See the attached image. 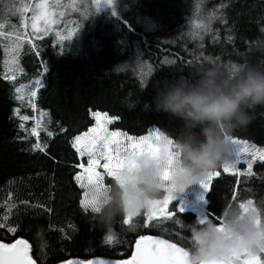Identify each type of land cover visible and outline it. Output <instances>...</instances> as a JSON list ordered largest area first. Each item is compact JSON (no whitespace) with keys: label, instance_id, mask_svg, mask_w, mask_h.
Wrapping results in <instances>:
<instances>
[{"label":"trees","instance_id":"obj_1","mask_svg":"<svg viewBox=\"0 0 264 264\" xmlns=\"http://www.w3.org/2000/svg\"><path fill=\"white\" fill-rule=\"evenodd\" d=\"M6 1L0 0L3 31L15 27L28 38L16 54L18 69L13 71L14 66L4 64L13 59L5 51L12 47V38L0 37V223L6 214L7 225L16 228H0V240H27L35 264L127 259L141 235L188 247L181 236H189V229L172 220L132 229L122 223V216L106 225L85 211L80 205L83 189L74 179L79 170L74 166L82 159L72 138L93 124L91 111H102L119 117L112 129L141 136L155 126L175 140L182 122L155 110L157 86L165 79L192 75L193 65H264V0H99L98 9L93 0H79L74 9L76 0H60L56 13L66 11L47 32H33L30 19L21 28L13 8L21 0L9 1L11 6ZM25 2L34 5L37 0ZM25 15L31 17V10ZM77 22L79 30L62 42L59 37ZM141 73H146L143 85ZM33 88L37 94L29 103ZM21 116L29 119L21 121ZM231 134L264 148V113L257 109L247 127ZM36 143L43 150L33 149ZM216 170L221 174L206 194L210 219L217 222L214 217L231 204L264 202V161L254 164L251 175L224 173L222 165ZM111 182L105 177L106 184ZM176 203L170 210L175 211ZM196 217L188 210L176 218L187 226ZM139 219L142 224L143 217ZM109 229L116 237L112 244L103 242Z\"/></svg>","mask_w":264,"mask_h":264},{"label":"clouds","instance_id":"obj_2","mask_svg":"<svg viewBox=\"0 0 264 264\" xmlns=\"http://www.w3.org/2000/svg\"><path fill=\"white\" fill-rule=\"evenodd\" d=\"M192 67V75L161 81L152 101L156 111L182 122L175 140L165 136L161 141L165 151L173 146L177 152L168 179L162 178L161 164L144 157L136 170L123 172L99 192L90 189L101 223L110 225L125 212L147 208L166 185L180 193L206 178L230 159L232 131L247 127L257 109L264 113V65L236 64L235 70L212 63ZM222 217V227L213 219L189 223L188 264L224 257L237 247L264 253V202L243 208L228 205Z\"/></svg>","mask_w":264,"mask_h":264},{"label":"snow or ice","instance_id":"obj_3","mask_svg":"<svg viewBox=\"0 0 264 264\" xmlns=\"http://www.w3.org/2000/svg\"><path fill=\"white\" fill-rule=\"evenodd\" d=\"M95 7L98 9L99 0H93ZM111 3V0H109ZM61 5L53 3L49 5L47 0H37L35 5L21 0L18 5H13L15 12L20 16L21 28H26L27 20H31V28L33 32L44 31L47 32L48 26L55 23L53 13ZM31 10L32 16L27 17L25 14ZM59 15H63L62 12ZM213 15H215L213 13ZM43 22L44 27L41 28L40 24ZM5 25L0 23V37L12 38V47L5 48V51H11L13 59L11 61L5 59L4 64L6 68L11 67L10 70L18 69V62L15 59L16 54L21 46V43L28 38V34L13 27L11 32L5 33L3 28ZM79 22L76 26L67 30V35H61L59 39L63 42L70 40L72 36L80 28ZM231 39V37H227ZM63 50L61 47L60 51ZM39 55V53H36ZM191 63V62H189ZM230 69L235 70L236 63H230L228 66ZM149 72L151 71V65H148ZM146 73L140 74V82L143 85L145 83ZM12 77L6 76V79ZM41 82L36 81L35 87H39ZM16 88V93H20L22 90ZM36 90H33L29 94V103H32V98L36 96ZM16 99L21 100L23 97L17 95ZM33 107L35 105L33 104ZM19 109H15L14 112L19 115ZM91 115L95 118L96 123L93 127H90L86 132L80 133L72 138V147L75 149L76 154L83 158L87 157L86 162H78L74 167L79 169L75 172L74 179L83 189L82 198L80 199V205L85 211H91L95 214L96 197L90 195V189L95 188L97 192L103 189L107 184L105 183V177L117 180L121 174L125 171L132 172L139 166V162L144 157H149L162 165L161 173L162 178L167 180L171 171V167L177 157V152L173 146H165L161 143L163 137L169 135L162 132L159 128H151L146 135L139 137L128 135L121 132L119 129L109 132L107 125L114 120L119 119L116 116H109L107 113L92 112ZM21 121L29 119L28 116L19 117ZM20 127H24L23 123ZM33 134L36 133V129H32ZM51 135V133H48ZM232 142L234 144L233 151L230 159L222 165V171L224 173L239 172L237 163L241 154H250L251 159L247 160V169L245 172L251 175L253 162L259 159L264 161V148H257L255 145H250L246 140L238 139L232 136ZM33 149H41L42 146L39 143L32 145ZM100 169V170H98ZM220 171L211 172L206 178L201 179L198 183L201 186V191L198 194V199L207 204L209 201L206 199V194L211 192V181L213 177L220 176ZM164 195L162 198H156L153 200L147 208L137 209L132 212H125L122 215V223L129 228L136 229L138 227H150L157 224L159 221L172 220L175 224L181 225L182 230L184 228L189 229V225L185 226L182 221L177 217V213H185V203L183 199H178V193L171 190L167 185L164 189ZM172 201H178L173 205L175 211L169 209V205ZM246 203H253L251 199L240 202L239 205L243 208ZM14 205H9L13 207ZM143 210V211H142ZM211 213H208L205 209L202 210L195 218L197 222L203 223L205 220L210 219ZM143 217L142 224L140 217ZM8 216L5 214L2 217L3 223H0V228H7L9 232H15L16 228L7 225ZM217 220L219 227L223 226V217H214ZM259 223V220H257ZM181 239L185 240L186 244L189 243L188 236H181ZM103 242L106 244H112L116 242V237L109 229L108 234L104 237ZM187 247H181L178 243H173L170 239H162L159 236H145L141 235L135 241V250L131 252V255L127 259H103L97 257L94 260L88 261H66L65 264H188L187 261ZM0 264H35V261L29 255L28 241L24 239H16L13 243H4L0 240ZM202 264H264V253L253 254L248 252L244 248H234L228 255L203 261Z\"/></svg>","mask_w":264,"mask_h":264},{"label":"rangeland","instance_id":"obj_4","mask_svg":"<svg viewBox=\"0 0 264 264\" xmlns=\"http://www.w3.org/2000/svg\"><path fill=\"white\" fill-rule=\"evenodd\" d=\"M9 1H12V0H7L6 2H8V5L9 6H11V4H10V2ZM79 0H76L75 1V4L73 5V7L71 8V9H74L75 7H76V3L78 2ZM102 2H104V3H107L108 2V0H101ZM50 2H51V4H53V3H58V4H60V0H47V3L50 5ZM37 3V2H36ZM35 5V4H34ZM66 10H63L62 12H65ZM60 15H59V13H56V10L54 11V13H53V18L55 19V23H53V24H50L49 26H55V25H57L58 24V22H59V17ZM40 27L41 28H43L44 27V24H43V22H41V24H40ZM92 112H100V113H106V112H102V111H91V113ZM108 114V113H107ZM109 115V114H108ZM110 116V115H109ZM91 117L93 118V120H94V122H93V124L90 126V127H93L94 125H95V123H96V120H95V118L91 115ZM115 121V120H114ZM114 121H112L111 123H109L108 125H107V127H108V130H109V132H111V131H115V130H117V129H112L110 126H111V124L114 122ZM89 127V128H90ZM88 128V129H89ZM151 128H156L155 126L154 127H151ZM150 128V129H151ZM87 129V130H88ZM86 130V131H87ZM86 131H84V132H86ZM121 132H124V133H127V132H125V131H122V130H120ZM83 133V132H82ZM148 133V132H147ZM146 133V134H147ZM128 135H131V134H129V133H127ZM146 134H144V135H146ZM131 136H135V135H131ZM142 136V135H141ZM135 137H139V136H135ZM242 140H244V139H242ZM246 141H248V140H246ZM249 143H250V145H255L257 148H263L262 146H260V145H257V144H255V143H253V142H251V141H248ZM81 158V157H80ZM82 160H81V162H86V159H87V157H83V158H81ZM248 159H251V155L250 154H241L240 155V157H239V162L237 163V168L240 170L239 172H235V171H233V172H229V173H237V174H239V175H243V174H245V175H248L246 172H245V170L247 169V160ZM258 161H260L259 159H257L256 161H254L253 162V166H254V164L256 163V162H258ZM253 166H252V170H251V172L253 171ZM98 170H100V169H98ZM214 178V177H213ZM79 185V184H78ZM80 186V185H79ZM202 189H201V186L199 185V183L197 182V183H195V184H192V185H190V186H188L185 190H183L182 192H180V193H178V199H183V201H184V203H185V211H188V210H191V211H194L196 214H197V216L199 215V213L202 211V210H206V204H204L203 203V201H200L199 199H198V194H199V192L201 191ZM83 193V192H82ZM172 202H174V201H172ZM172 202L170 203V205L172 204ZM178 202V201H177ZM170 205H169V209H170Z\"/></svg>","mask_w":264,"mask_h":264},{"label":"water","instance_id":"obj_5","mask_svg":"<svg viewBox=\"0 0 264 264\" xmlns=\"http://www.w3.org/2000/svg\"><path fill=\"white\" fill-rule=\"evenodd\" d=\"M160 237V236H159ZM162 238V237H161ZM19 239H24V238H19ZM162 239H165V238H162ZM25 240V239H24ZM174 243V242H173ZM28 245L30 246V243L28 242ZM134 250H135V247H134ZM96 259V258H95ZM92 260H94V259H92ZM68 261H79V260H74V259H72V260H68ZM83 262V261H82ZM59 264H65V262H62V263H59Z\"/></svg>","mask_w":264,"mask_h":264}]
</instances>
